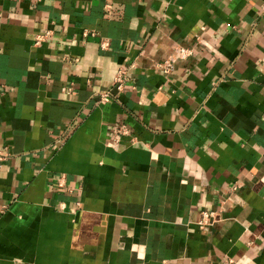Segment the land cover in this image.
<instances>
[{"label":"crops","instance_id":"0c3cea01","mask_svg":"<svg viewBox=\"0 0 264 264\" xmlns=\"http://www.w3.org/2000/svg\"><path fill=\"white\" fill-rule=\"evenodd\" d=\"M0 152V264H264V0H0Z\"/></svg>","mask_w":264,"mask_h":264},{"label":"built area","instance_id":"2783aa9c","mask_svg":"<svg viewBox=\"0 0 264 264\" xmlns=\"http://www.w3.org/2000/svg\"><path fill=\"white\" fill-rule=\"evenodd\" d=\"M48 33L37 35L35 39V43L39 44L41 41H43ZM177 53L174 56H169L166 59H164L162 62L158 63V67L162 70L163 73H170L174 66V61L179 58H187L190 56L193 52L191 48L188 47H179L176 51ZM127 80L126 70L121 69L118 71L116 77L114 78L115 87L117 90H121L124 87V84ZM110 97L109 92H104L101 94V101H107ZM126 128L124 125L121 126V128L118 130V133L116 135V139L120 133H126ZM7 154L0 152V160L3 159ZM215 221V214L212 211H202L200 217L196 221V225L203 229L209 225H212ZM19 264V263H17Z\"/></svg>","mask_w":264,"mask_h":264}]
</instances>
